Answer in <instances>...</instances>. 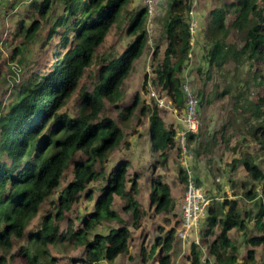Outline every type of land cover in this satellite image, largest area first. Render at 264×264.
<instances>
[{
	"label": "trees",
	"instance_id": "16d2710c",
	"mask_svg": "<svg viewBox=\"0 0 264 264\" xmlns=\"http://www.w3.org/2000/svg\"><path fill=\"white\" fill-rule=\"evenodd\" d=\"M9 1L0 0V12ZM133 1L32 0V24L21 18L3 37L4 46L14 45L10 58L2 56L0 38V264H56L49 247L59 245L66 251V242L69 246L73 243L77 248L84 247V264L104 261L114 264L120 256L130 253L132 239L125 217L114 209L117 199L127 200L124 210L137 230L151 208L156 214L175 211L176 201L170 185L154 173L159 163L166 165L169 152L176 147V129L166 124L162 115L164 108L159 107L155 98V105H145L138 95L128 106H122L124 84L147 47L152 46L147 8L143 4L136 11L129 10ZM210 4V19L202 29L209 67L206 77L212 78L214 69L224 71L229 64L236 71L248 66L246 79L240 81L244 86L227 85L218 96L237 90L233 99L237 106H242L238 111L251 113L244 119L248 125L244 128V142L232 150L240 156L235 163L244 167L251 181L243 184L246 200L259 199L261 204L253 220L259 231L257 235L246 232L251 213L243 215L239 201L217 202L210 207L202 235L211 257L206 264H257L255 248L261 247L264 251V96L258 93L252 96L254 90L264 88V0H211ZM193 5V0H169L162 21V36L152 56L157 63L155 75L147 77L145 85V88L149 83L151 87L152 84L161 87L164 96L159 94L160 97H167L180 112L185 107L181 74L187 62L190 63L193 47L190 29ZM56 7L62 9V15L51 23L50 16ZM127 19V34L134 38L131 45L118 57L98 61L101 66L93 87L81 90L74 113L63 111L87 69L97 62L98 49L111 30ZM231 33H237L238 40L229 43ZM43 34L50 41L37 48V58L24 71L20 78L24 80L22 84L15 88L16 99L9 100L10 89L19 82L15 77L7 79L4 74H14L11 63L29 64L24 51L37 44ZM48 46L53 47L50 54L54 59L46 61L44 50ZM52 68L48 76L46 72ZM217 88L218 82L213 92H219ZM199 92L207 97L204 87ZM110 105L117 115L109 113ZM135 116L149 119L148 135L152 153L159 155L157 165L151 166L150 176L146 173L148 167L142 174L137 171L131 174V162L122 160L107 175L103 163L124 146L130 147L121 125L126 126ZM199 138V134H192L190 143H196ZM69 170L72 178L61 188ZM141 179L149 183V205L137 199ZM99 180L104 185L99 197L94 198L95 192L89 186ZM85 192L86 198L95 200V206L77 225L68 214ZM57 193L55 201L52 198ZM49 202L54 211H47L42 223L30 230L31 223ZM65 221L67 227L62 228ZM108 222H116L118 226L112 227L107 235L93 234L99 225ZM234 230L246 233L249 250L243 261L230 234ZM175 235L173 228L163 240L162 255L156 259L158 264H172L170 252ZM157 250L155 246L152 260ZM191 254L190 264H203L200 247L195 243Z\"/></svg>",
	"mask_w": 264,
	"mask_h": 264
},
{
	"label": "rangeland",
	"instance_id": "374dc122",
	"mask_svg": "<svg viewBox=\"0 0 264 264\" xmlns=\"http://www.w3.org/2000/svg\"><path fill=\"white\" fill-rule=\"evenodd\" d=\"M195 3L196 12L199 8L204 9V4L198 7V0H193ZM143 3L138 0H134L129 6V10H138L143 7ZM210 6V5H209ZM32 0H10L6 2L4 7L0 12V38L2 39L3 51L2 56L4 58H10L11 52L14 48V45H5V40L3 37H6V33L9 32L21 18L26 19L29 25L32 24L33 17L32 15ZM157 23L152 33L151 47H147L145 55L143 58L138 61L135 65V69L132 71L130 77L126 80L123 92L124 99L122 106H128L132 103V100L136 96H141L142 101L145 105H155L153 102L152 93H155L156 96H164L161 87L155 86L150 83L145 88L146 78L154 77V68L156 62L153 60L154 48L157 47V42L162 36V21L165 17L166 9L160 10ZM202 12V11H200ZM62 15V9L56 7L53 14L50 16L51 23H54L55 20ZM208 15V10L206 13ZM210 19V17H209ZM37 20V19H36ZM40 22V19L37 20ZM209 21V20H208ZM129 28V20H122L114 26L111 30L109 36L107 37L104 45L98 49L99 57L96 59V63L89 69H87L84 77L80 82V86L76 93H74L73 98L69 101L63 111L68 113H74L77 109V103L79 98V93L85 87L92 88L93 83L98 75V70L101 64L98 62L101 59H112L120 56L126 49L131 45L134 38L127 34ZM4 33L3 36H1ZM60 36L56 38L58 42ZM238 40L237 33H231L228 42L232 43ZM50 40L47 39V35L41 37V40L37 44H33L24 51V58L29 64L22 65L11 63V68L14 71V74H4L7 79H12L15 77L16 83L15 87L10 89L11 94L8 96L9 100H15L16 94L15 88H19L20 84L23 81H20V78L23 76L24 71L32 66V61L37 58V48L42 43H48ZM1 45V46H2ZM193 45V43H192ZM53 49L52 46H48L44 50L46 56V61L53 60L54 56L50 54V51ZM201 71L199 72V69ZM50 69L46 74L50 75ZM248 71V66H242L239 71L234 70V65H228L225 67L224 71H219L214 69L212 78H207L206 75L209 73V67L205 59L204 51V42L199 53H197L193 47L190 53V63L187 62V66L182 72L181 76L183 77V82L189 81L191 87L199 94L201 102V120L202 127L199 133V140L196 143H190L191 149L195 152V156L189 162L190 169L193 173L198 175L199 182L205 186L207 190L208 197L213 199L214 202H230V201H239L242 209V214L246 213L250 215L247 218L248 230L246 231L250 235H257L259 231L254 226V221L256 213L259 210V205L261 201L256 199L254 201L246 200L244 196L245 187L244 183H250L249 176L245 171L244 167L237 165L235 159H239V154L233 152L234 147H238L240 143L244 142V128H247L248 125L245 124V117H250V111L239 112L238 108L242 110V106H237L235 104V99L233 97L238 94L237 90L232 93L224 94L222 97H219L218 94H222L226 89L227 85H234L242 87L244 83L240 82L246 79ZM48 75V76H49ZM94 79L92 80V78ZM25 79V77H24ZM218 82L219 92H213L215 83ZM241 83V84H240ZM204 87L207 92V97L204 98L203 95H200V88ZM255 93L264 96V88L259 91L254 90L252 98L255 97ZM160 94V95H159ZM161 98V97H160ZM165 103H170L167 97L162 98ZM111 107L109 113L117 115V112H114V109ZM163 118L166 124L169 127H174L175 129L180 127V119L182 118V112L178 109L177 111H169L168 107L164 108L162 111ZM255 121L256 119H251ZM123 131L126 133V141L129 143L130 147L124 146L121 150L115 152L109 161L104 162L105 171L107 175L116 166V163L121 162L122 160H129L132 164V169L130 173L133 174L135 171L139 173H144L145 167H148L146 173L150 176L152 172L150 169L152 165H157L156 161L159 160V155L153 154L151 151V141L149 132V119L148 117H143L139 119L137 116L133 117L126 126L121 125ZM225 127V128H224ZM224 128L225 130H223ZM179 129V128H178ZM224 136V138H222ZM216 137L215 141L213 138ZM210 142V143H209ZM253 149H257L255 146H252ZM256 152V151H255ZM253 153V152H252ZM182 156V157H181ZM183 155L182 150L178 147H174L168 155V162L166 165L159 166L155 170L154 176L160 175L162 179L167 182L172 190L173 197L176 201L175 211L172 214H156L155 209L151 208L149 210L148 216L142 223V227L137 230L133 227V221L130 215L126 214L125 205L127 204L126 199H117L114 209L123 215L129 225V228L132 231V239L130 241V253L128 255L120 256L114 264H158L156 260L159 256L162 255V245L163 240L168 237L169 232L175 228L176 235L175 240L173 241V248L170 252L172 256V264H190V259L192 258L191 254V244L186 243L184 245L182 241L178 238V231L182 227V202L186 191V180L187 172L185 167L182 165ZM260 165L261 159H259ZM156 163V164H155ZM264 169V167H262ZM72 178L71 170L66 173V177L63 178L61 188H64L68 185ZM197 178V177H196ZM104 185L102 180H99L89 186V189L95 192L94 198H98L100 195V189ZM149 183L147 180H140V193L137 196V199L141 202L148 204V192H149ZM130 187V184L128 185ZM261 185H258V188ZM259 190V189H258ZM85 192L81 200L73 206L72 211L68 214V217L74 221L77 225L82 223V217L89 212L93 211L95 206V200H89L85 197ZM237 194V195H236ZM53 200H58V193L52 198ZM211 203V204H212ZM53 205L51 202L46 203L40 216L35 219L29 226L30 230H35V225H40L42 223L43 217L47 211L53 210ZM54 211V210H53ZM247 215V214H246ZM67 221L63 223L62 228H66ZM116 222L112 223H103L99 225L93 232L96 234H108L112 227H117ZM206 226V221H203L201 224V236L203 235V230ZM200 231V230H199ZM234 243L238 246L239 259L243 261L247 257V252L249 246L246 244V233L239 232L234 230L230 233ZM161 241L159 244L158 242ZM203 242V240H202ZM201 247L202 252V263L206 264L208 260H211V257L208 255V250L204 244ZM68 246L65 251L61 246H50L49 252L51 258L54 259L56 264H84V247L77 248L75 244L69 242L64 243ZM159 244V245H158ZM20 244L16 246V251L18 250ZM157 247V255L152 260L151 253L154 247ZM256 250V261L257 264H264V251L261 247L255 248ZM159 253V255H158ZM2 252L0 251V255ZM166 254V253H164ZM205 254V255H204ZM79 261V262H78ZM9 264H21L19 262H10ZM103 264H109L104 261ZM212 264V263H211Z\"/></svg>",
	"mask_w": 264,
	"mask_h": 264
},
{
	"label": "built area",
	"instance_id": "2783aa9c",
	"mask_svg": "<svg viewBox=\"0 0 264 264\" xmlns=\"http://www.w3.org/2000/svg\"><path fill=\"white\" fill-rule=\"evenodd\" d=\"M144 5L147 8L148 18L147 26L149 34L151 35L152 42V33L155 25V18L159 12V7L162 0H142ZM191 21L190 29L192 35L197 31V22L194 19V10L191 11ZM182 89L185 95V112L182 118L183 127L178 132L177 140L179 147L183 151V165L188 169L189 181L187 185L186 196L183 204L182 220L183 225L182 229L179 232V238L182 240L183 244L190 243L194 239L195 243L200 242V225L202 220L206 217V210L210 203V200L206 196V191L203 186L198 185L192 170L189 168V161L193 158V153L189 149L187 144V138L190 134H198L201 127V114H200V101L199 98L191 87L189 81L182 83ZM153 96H156L153 93ZM159 106H164L163 99H158Z\"/></svg>",
	"mask_w": 264,
	"mask_h": 264
},
{
	"label": "clouds",
	"instance_id": "9594fccd",
	"mask_svg": "<svg viewBox=\"0 0 264 264\" xmlns=\"http://www.w3.org/2000/svg\"><path fill=\"white\" fill-rule=\"evenodd\" d=\"M142 1V0H141ZM143 3V2H142ZM144 4V3H143ZM195 3H194V5H193V10L195 9ZM160 10H162V8H160L159 9V11ZM194 13H195V11H194ZM158 14H159V12L157 13V16H156V18H158ZM147 15H148V13H147ZM156 18H155V25H156ZM194 19H195V14H194ZM196 21V20H195ZM197 22V21H196ZM155 25H154V28H155ZM197 26H198V23H197ZM199 29V26H198V28H197V30ZM197 32V31H196ZM195 35V34H194ZM194 35H193V38H194ZM151 43H153V42H151ZM195 91V90H194ZM196 92V91H195ZM184 93V92H183ZM153 94V93H152ZM197 94V96H198V98H199V101H200V97H199V95H198V93H196ZM154 97H152V99H153ZM157 98L158 99H162V98H160L159 96H155V101H156V103L159 105V103H158V101H157ZM184 99H185V95H184ZM165 102V101H164ZM185 105H186V101H185ZM160 108H166V107H168V109H170V110H172V111H175L174 109H176L175 108V106L170 102L169 103V105H168V103H164V106H159ZM176 111H177V109H176ZM184 112H185V107H184V110H183V112H182V118H183V115H184ZM200 114H201V102H200ZM182 118H181V121H180V127H178V128H176V131H177V134H176V147H178V148H180L179 147V144H178V140H177V135H178V132L182 129V127H183V121H182ZM201 126H202V123H201ZM200 130H201V127H200ZM199 133H200V131H199ZM198 133V134H199ZM198 134H196V135H198ZM191 135L192 134H190L189 136H188V138H187V144H188V146H189V149L192 151V153H193V157L195 156V152L191 149V147H190V145H189V142H190V137H191ZM181 149V148H180ZM182 150V149H181ZM182 155H183V151H182ZM193 159V158H192ZM191 159V160H192ZM190 160V161H191ZM189 161V162H190ZM183 162V161H182ZM182 165H183V163H182ZM190 166L191 165H189V168H190ZM183 167H185L184 165H183ZM185 170H186V172H187V182H186V191H187V185H188V181H189V173H188V169L185 167ZM192 170V169H191ZM193 172V171H192ZM194 174V173H193ZM194 177H195V179H196V182H197V184L198 185H201V186H203L204 187V189H205V193H206V196H207V198L210 200V203H209V205H208V207H207V210H206V212H207V214H206V217L202 220V222L203 221H205L206 219H207V217H209V209H210V207L213 205V204H215V203H217V202H214V203H212V201H213V199H211L210 197H208V194H207V190H206V188H205V186L204 185H202L200 182H199V180H198V175H196L195 176V174H194ZM197 177V178H196ZM186 191H185V195H184V198H183V202H182V212H183V204H184V200H185V196H186ZM212 203V204H211ZM202 222H201V224H202ZM182 225H183V220H182ZM181 229H182V227H181ZM180 229V230H181ZM180 230L178 231V233H177V235H178V238H179V232H180ZM199 236H200V242H202V240H203V237L201 236V225H200V233H199ZM180 239V238H179ZM181 240V239H180ZM182 241V240H181ZM195 243V241H194V239L193 240H191L190 241V244L192 245L193 243H195L196 245H198L199 247H200V250H201V247L203 246V245H201V243ZM183 243V242H182ZM202 244H203V242H202ZM207 249V248H206ZM202 253V252H201Z\"/></svg>",
	"mask_w": 264,
	"mask_h": 264
},
{
	"label": "crops",
	"instance_id": "0c3cea01",
	"mask_svg": "<svg viewBox=\"0 0 264 264\" xmlns=\"http://www.w3.org/2000/svg\"><path fill=\"white\" fill-rule=\"evenodd\" d=\"M138 1H141V0H138ZM210 2H211V0H198V7H199V5L201 6L202 4H204L205 6H204V9L199 8L200 11H202V12L198 11V9L195 12V20L198 23L199 29L195 33L192 43H193V49L197 53H199L201 47L203 46L204 34H203L202 29H203V26H205L208 23V20L210 17L209 8L212 5V4H210ZM168 4H169V0H162L161 8L166 9ZM206 9L208 10L207 16L204 15L206 13ZM160 12L161 11H159V14H160ZM159 14H158V16H159ZM174 110L176 111V109H174ZM179 121H181V119Z\"/></svg>",
	"mask_w": 264,
	"mask_h": 264
},
{
	"label": "bare ground",
	"instance_id": "6f19581e",
	"mask_svg": "<svg viewBox=\"0 0 264 264\" xmlns=\"http://www.w3.org/2000/svg\"><path fill=\"white\" fill-rule=\"evenodd\" d=\"M155 49V48H154ZM202 127V126H201ZM192 136V135H191ZM182 157V156H181ZM205 255V254H204Z\"/></svg>",
	"mask_w": 264,
	"mask_h": 264
}]
</instances>
